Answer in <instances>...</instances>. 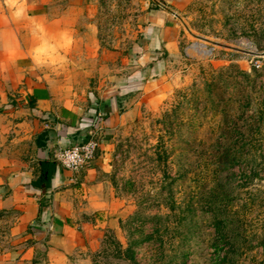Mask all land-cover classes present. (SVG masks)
I'll return each instance as SVG.
<instances>
[{
	"label": "rangeland",
	"instance_id": "374dc122",
	"mask_svg": "<svg viewBox=\"0 0 264 264\" xmlns=\"http://www.w3.org/2000/svg\"><path fill=\"white\" fill-rule=\"evenodd\" d=\"M96 1L103 43L133 49L149 0ZM177 15L163 100L96 157L113 209L72 264H264V0H193ZM226 149L230 167L219 161ZM11 225L0 212V254L17 247Z\"/></svg>",
	"mask_w": 264,
	"mask_h": 264
},
{
	"label": "crops",
	"instance_id": "0c3cea01",
	"mask_svg": "<svg viewBox=\"0 0 264 264\" xmlns=\"http://www.w3.org/2000/svg\"><path fill=\"white\" fill-rule=\"evenodd\" d=\"M192 1L149 0L132 49L103 43L96 0H0V212L18 236L0 264H72L94 247L114 203L100 158L75 176L57 155L100 136L99 156L163 100L181 31L170 11Z\"/></svg>",
	"mask_w": 264,
	"mask_h": 264
},
{
	"label": "built area",
	"instance_id": "2783aa9c",
	"mask_svg": "<svg viewBox=\"0 0 264 264\" xmlns=\"http://www.w3.org/2000/svg\"><path fill=\"white\" fill-rule=\"evenodd\" d=\"M99 146L96 138H90L81 144L60 150L57 160L76 176L95 161Z\"/></svg>",
	"mask_w": 264,
	"mask_h": 264
},
{
	"label": "trees",
	"instance_id": "16d2710c",
	"mask_svg": "<svg viewBox=\"0 0 264 264\" xmlns=\"http://www.w3.org/2000/svg\"><path fill=\"white\" fill-rule=\"evenodd\" d=\"M214 90L213 88V84H209L208 86V92L209 93H212ZM221 157L219 158V161L220 163L222 164L225 163L226 165H228L229 167L230 166H233L237 160V156H236V153H234L233 150H230V149H226L224 150L222 153H221ZM222 172V171H221ZM220 186V185H219ZM220 188H222L220 186ZM217 191H215V197L218 196V193H216ZM217 202H215L214 204H216ZM197 209L196 208H193L191 213H190V216H191V225H190V228H194L195 226V222L196 220H198V217H197ZM212 212V211H211ZM227 213H223L222 211H220L219 208L215 209L213 211V216L215 218V221L216 222V225H217V230H221V226H222V222L223 220H221L222 218L226 217ZM197 223V222H196Z\"/></svg>",
	"mask_w": 264,
	"mask_h": 264
},
{
	"label": "water",
	"instance_id": "95a60500",
	"mask_svg": "<svg viewBox=\"0 0 264 264\" xmlns=\"http://www.w3.org/2000/svg\"><path fill=\"white\" fill-rule=\"evenodd\" d=\"M164 9H167L164 5H161ZM175 17H179L175 12H173V11H170Z\"/></svg>",
	"mask_w": 264,
	"mask_h": 264
},
{
	"label": "bare ground",
	"instance_id": "6f19581e",
	"mask_svg": "<svg viewBox=\"0 0 264 264\" xmlns=\"http://www.w3.org/2000/svg\"><path fill=\"white\" fill-rule=\"evenodd\" d=\"M201 50H202L201 52L206 53L205 49H201Z\"/></svg>",
	"mask_w": 264,
	"mask_h": 264
}]
</instances>
